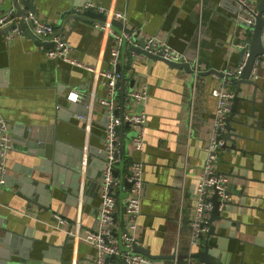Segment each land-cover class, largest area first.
Here are the masks:
<instances>
[{
	"label": "crops",
	"instance_id": "1",
	"mask_svg": "<svg viewBox=\"0 0 264 264\" xmlns=\"http://www.w3.org/2000/svg\"><path fill=\"white\" fill-rule=\"evenodd\" d=\"M87 1L35 0L34 3L36 14L51 22L55 33L71 45L72 57L110 68L115 40L108 31L96 27V21L100 20L84 14ZM90 1L127 14V20L116 26L115 31H137V43L143 37L164 38L172 49L186 55L185 61L193 69L198 65L196 72L210 70L207 74H193L163 60L131 54L128 49L124 53L123 46L119 48L125 76L122 78L124 97L140 84L149 85L145 149L143 153L132 149L134 130L124 126L121 133L125 159L122 168H117L122 172L131 160L144 161L139 244L154 255H176L174 260H165V264H189L191 258L198 263V258L190 255L203 243L190 245L189 221L196 204L195 185L206 158L204 147L209 124L217 105L212 91L227 86L235 92L241 90L230 124L234 128V141L228 139L219 164L220 171L228 173L231 180L230 205L222 210L225 219L221 221L228 226H221L220 221L214 224L233 260L239 262L243 254L247 264H264V65L258 70L259 76L251 78L256 86L232 82L220 75L237 67L242 60V51L233 44L244 35L250 40L252 36L251 27L237 17V5L231 0ZM259 1H256L258 8ZM22 8L27 10L23 5ZM47 50L26 36L8 42L4 34L0 35V115L10 122L15 138L16 130L28 125L47 128L44 131L52 129L56 139L66 146L64 155L74 161L78 150L90 146L101 154L107 116L98 101L105 95V87L98 75L49 56ZM71 92H79L82 97L69 100L67 95ZM78 107L85 113H80ZM121 107L120 104L118 114ZM123 108V114L130 112V98H124ZM81 116H91V122ZM23 150L19 142L12 141L9 176L17 174L19 165L39 163L38 157ZM91 157L96 159L92 167L98 173L95 181H87L84 150L77 192L72 188L73 164L69 159L59 172L61 186L52 187L47 208L18 195L17 185H0V223L18 234L19 251L31 241L32 264H69L70 261L92 264L96 248L76 237V233L93 229L99 215L102 160L97 154ZM56 215L67 219L68 224L58 222ZM231 231L234 238L230 237ZM217 238L208 236L211 246H217ZM120 263L117 258L109 262Z\"/></svg>",
	"mask_w": 264,
	"mask_h": 264
},
{
	"label": "built area",
	"instance_id": "2",
	"mask_svg": "<svg viewBox=\"0 0 264 264\" xmlns=\"http://www.w3.org/2000/svg\"><path fill=\"white\" fill-rule=\"evenodd\" d=\"M231 1L238 7V19L245 20L251 26L256 23L259 14L257 0ZM84 8L102 12L107 17L105 20L96 21L95 25L108 31L115 40V46L111 49L110 68H103L102 66L86 63L72 57L71 45L64 42L62 37L55 33L51 22L42 19L36 13L29 12L23 18L24 21L30 23L31 30L40 40L54 42V48L47 50L49 56L62 58L72 65L82 67L98 75L100 83L105 87L106 91L105 95L98 101L99 105L105 110L107 122L102 148L105 152L106 164L103 169V176L99 182L100 203L97 225L93 229L86 230L83 234L76 233V237L89 242L96 248V255L92 264H104L107 256L111 254L126 256L127 264L149 263L151 261L146 256L131 253L134 244L139 243V217L143 198L144 161L142 159L131 160L127 168L114 174L115 169H117L115 162L120 159L121 146L120 134L115 131L116 126L120 127L125 122H128L129 126L134 130L131 141L132 149L139 153H143L145 149L146 127L149 118L147 113L149 85L147 83L140 84V86L131 89L127 96L124 97L131 100V109L128 114L120 115L117 112L122 101L120 83L124 77L123 72L117 70L121 57L119 48L124 45L139 44L137 43L138 32L134 30L132 32L126 30L115 31L113 20H119L122 23L127 20V14L123 11L112 10L90 0L84 4ZM12 12L13 8L9 9L4 15H0V29L13 22L16 24L4 34L8 42L25 37L24 31L19 25L20 17L5 21ZM262 16L264 17V12ZM142 39L145 41V48L152 54L161 53L166 59L177 62L186 60V55L183 52L172 49L164 38L149 36ZM250 44L251 40L247 35H244L240 41L233 44L243 52L242 60L237 67L224 71L225 75L239 78L249 57ZM261 65H264V54L257 56L254 62L251 72L252 79L259 76L258 70ZM194 66V69L197 70L198 65L195 64ZM212 94L217 99V105L215 114L209 124L208 136L204 147L206 158L195 185L196 204L189 221L191 228L190 245L192 247L200 245L204 238H207L209 230L208 218L213 209V204L209 201V198L217 193L221 211L224 209L226 201H230L228 192L231 182L230 175L220 171L218 167L221 153L227 146L225 137L229 132L228 118L236 92L227 86H220L215 88ZM81 97L82 94L79 92H71L67 95L69 100H78ZM90 117L81 116V118H87V121L91 122ZM12 141L11 124L0 115V185L5 183V176L9 171L8 157L12 149ZM122 194L123 196H121ZM55 217L58 222L68 224L67 219L59 215ZM69 233L74 235L72 230ZM120 245L126 246L129 250L123 252ZM189 264L196 263L191 258Z\"/></svg>",
	"mask_w": 264,
	"mask_h": 264
},
{
	"label": "water",
	"instance_id": "3",
	"mask_svg": "<svg viewBox=\"0 0 264 264\" xmlns=\"http://www.w3.org/2000/svg\"><path fill=\"white\" fill-rule=\"evenodd\" d=\"M22 5L27 8V10H24L22 8ZM13 8V12L5 19V21H8L12 19L13 17H20L22 20L20 21L19 25L23 29L24 34L26 37L32 39L35 44L38 46L43 47V49H52L54 48V42L53 41H42L40 40L34 32L30 28V23L23 20L24 17H26L29 12L36 13V5L34 1L32 0H4V2H0V15H4L9 9ZM264 12V0L259 1V14L257 17V21L254 25H250L245 20H242L243 23L247 24V26L252 30V36H251V44H250V51H249V57L244 65L239 78L227 76L224 74V72L220 73V75L225 78L226 80H230L232 82H237L239 84H254L256 86V82H253L251 80V72L254 65V62L259 55L264 54V44H262V38H264L263 29H264V17L262 16V13ZM84 14L87 16H90L92 18H95L97 20H105L107 17L102 12H96L92 9H86L84 11ZM67 21V20H65ZM65 23V22H64ZM16 24L11 23L5 26L4 28L0 29V35L7 33L10 29H12ZM116 26H122V22L119 20H113V27ZM128 32H132L133 29H125ZM145 41L140 38L139 44H132L129 46H123V52L128 49L129 52L132 53H138V54H144L149 58L159 59L163 60L166 63H168L170 66L174 68H185L188 72L193 74H207L210 72H196L193 67H191L190 62L186 61H172L168 60L161 53L159 54H152L149 52L148 49L145 48ZM243 55V52H241ZM117 70H122L121 63L117 65ZM213 71V70H212ZM122 101H121V109L120 114L123 115L124 113V88H123V81H122ZM241 90V89H240ZM240 90L236 91V94L233 98V103L231 106V113L228 118L229 121V132L226 134V139H229L231 141H234V138H232V135L234 133V128L230 125L231 121L233 119V114L236 112L237 102L239 100L238 92ZM74 102L71 104V106L74 107ZM80 113H85L84 109L81 107L77 108ZM107 118V117H106ZM105 118V119H106ZM107 120V119H106ZM105 120V121H106ZM124 126H129L128 122H125L122 126H116L115 131L116 133L120 134V140H121V146H120V152L119 156L120 159L115 162V166L117 168H122L124 165V138L122 135V129ZM52 128V127H51ZM44 130H47L45 128ZM39 126H33L28 125L24 127L23 129L16 130L15 136H13L12 140L19 142L23 146V151L29 155V156H36L39 158V163L34 165H19L20 168L17 169V174L15 175H6L5 176V183L10 186L17 185V193L18 195L24 197L26 200L29 201V203H32L34 201L38 202L40 207H49L47 206L50 202V195L52 187L61 186L58 182L59 179V172L64 170V165H67L68 160L70 159L71 163L73 164V168H70L71 175H73L74 180L72 181V188L77 192L78 190V184H79V176L82 174L79 171L82 169V161H83V152L85 150L87 154V168H86V178L87 181H95L96 176L98 173H96L92 167L94 164L95 158L91 157L94 155H98L101 157V174L100 176H103V169L105 168V152L102 150V153L99 154L97 150H95L92 146L88 147V149H80L78 150L76 154V161H74L70 156L64 155L63 152H66V146L60 142V140L56 139L55 133L51 131H44ZM62 150V151H61ZM70 154V153H69ZM118 170L115 169L114 174H117ZM130 185V183H128ZM229 188V187H228ZM73 190V191H74ZM209 201L213 204V209L211 210L210 217L208 218V225L209 230L207 234V238L203 240V246L196 251L194 254H191V257L198 258L197 264H247V262L244 260L243 254H241V259L239 262L237 260L232 259V253L228 251L227 245L222 243L223 237H219L216 233V221H222V219H225V216L222 214V211L219 209L220 201L218 199L217 193H215L211 198H209ZM230 205V201H226L225 207ZM184 224H187V220H184ZM221 226H228V223L221 222ZM4 226V225H3ZM0 223V230H3V233L0 234V264H32L29 260V251L31 246V241L28 240L26 243V246L23 247L22 251H19L18 248V241L19 237L16 232L12 230H8L6 227H3ZM218 236L217 238V246H211L210 240L208 239V236ZM234 232H230V237L234 238ZM227 238V237H226ZM226 238L224 239L226 241ZM72 240L71 237L68 238V240ZM259 242L261 240H258ZM264 243V239H263ZM121 250L128 251L129 249L126 246L120 245ZM133 254H142L146 256L151 262L149 263H141V264H165V260H174L176 258V255H163V254H157L154 255L150 252L149 249L144 248L139 243H135L132 249ZM18 256V257H17ZM17 257V258H16ZM120 260V264H127L126 256L122 255H115L111 254L107 256L104 264H109L110 261L114 259ZM235 258V257H234ZM64 260L61 258V262ZM72 261L69 262L71 264ZM46 264V263H41Z\"/></svg>",
	"mask_w": 264,
	"mask_h": 264
},
{
	"label": "rangeland",
	"instance_id": "4",
	"mask_svg": "<svg viewBox=\"0 0 264 264\" xmlns=\"http://www.w3.org/2000/svg\"><path fill=\"white\" fill-rule=\"evenodd\" d=\"M13 18H19V17H13ZM9 21V20H8ZM14 23V22H13ZM11 24V23H10ZM228 125H229V123H228ZM227 140V144H228V139H226ZM226 148V147H225ZM219 168V167H218ZM220 169V168H219ZM223 172V171H222Z\"/></svg>",
	"mask_w": 264,
	"mask_h": 264
},
{
	"label": "trees",
	"instance_id": "5",
	"mask_svg": "<svg viewBox=\"0 0 264 264\" xmlns=\"http://www.w3.org/2000/svg\"><path fill=\"white\" fill-rule=\"evenodd\" d=\"M125 77V76H124ZM206 238H204V240H205Z\"/></svg>",
	"mask_w": 264,
	"mask_h": 264
}]
</instances>
